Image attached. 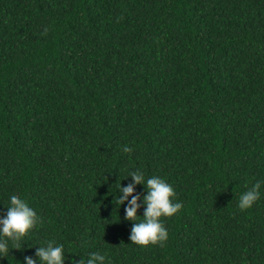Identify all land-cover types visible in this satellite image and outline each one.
<instances>
[{
  "label": "trees",
  "instance_id": "1",
  "mask_svg": "<svg viewBox=\"0 0 264 264\" xmlns=\"http://www.w3.org/2000/svg\"><path fill=\"white\" fill-rule=\"evenodd\" d=\"M137 168L182 202L162 245L114 202ZM12 194L40 222L0 264H264V0H0V216Z\"/></svg>",
  "mask_w": 264,
  "mask_h": 264
},
{
  "label": "clouds",
  "instance_id": "2",
  "mask_svg": "<svg viewBox=\"0 0 264 264\" xmlns=\"http://www.w3.org/2000/svg\"><path fill=\"white\" fill-rule=\"evenodd\" d=\"M123 151L128 153L132 148L125 145ZM127 176L132 177V183L124 186L119 181V194L115 195L114 202L117 209L121 205L125 206V219L134 221L130 240L140 246L158 243L162 245L167 241L169 233L161 218L177 213L182 208V202L174 199L175 189L158 175L146 177L144 171L137 168ZM136 184L145 186L146 194L143 197L133 194ZM261 188L262 182L257 180L251 188L241 193L238 208L241 211L251 208L261 196ZM142 205L144 211L141 216L138 215V209ZM39 222L37 211L24 198L16 194L10 195L6 214L0 216V258L8 257L11 249H20L22 238ZM36 256L39 258V264H64L65 246L63 243L49 240L36 249ZM24 261L26 264H37V260L31 256H25ZM109 261L110 257L106 252L93 251L88 253L86 259L73 260V264H108Z\"/></svg>",
  "mask_w": 264,
  "mask_h": 264
}]
</instances>
